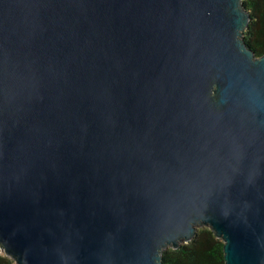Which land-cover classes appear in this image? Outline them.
Instances as JSON below:
<instances>
[{
	"label": "water",
	"instance_id": "water-1",
	"mask_svg": "<svg viewBox=\"0 0 264 264\" xmlns=\"http://www.w3.org/2000/svg\"><path fill=\"white\" fill-rule=\"evenodd\" d=\"M243 0H0V249L163 264L208 228L264 264V55Z\"/></svg>",
	"mask_w": 264,
	"mask_h": 264
},
{
	"label": "trees",
	"instance_id": "trees-1",
	"mask_svg": "<svg viewBox=\"0 0 264 264\" xmlns=\"http://www.w3.org/2000/svg\"><path fill=\"white\" fill-rule=\"evenodd\" d=\"M250 12L251 22L244 40L257 57L264 55V0H243ZM163 264H225L224 243L208 228H200L196 238L180 246L167 249L162 255ZM0 264H15L0 252Z\"/></svg>",
	"mask_w": 264,
	"mask_h": 264
},
{
	"label": "rangeland",
	"instance_id": "rangeland-1",
	"mask_svg": "<svg viewBox=\"0 0 264 264\" xmlns=\"http://www.w3.org/2000/svg\"><path fill=\"white\" fill-rule=\"evenodd\" d=\"M0 252L3 253V251L0 249ZM4 254V253H3ZM5 255V254H4Z\"/></svg>",
	"mask_w": 264,
	"mask_h": 264
}]
</instances>
